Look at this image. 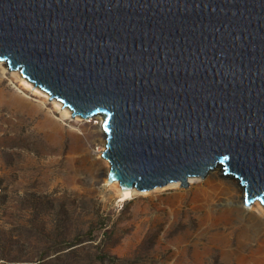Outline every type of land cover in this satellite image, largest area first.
I'll return each instance as SVG.
<instances>
[{"label": "water", "instance_id": "1", "mask_svg": "<svg viewBox=\"0 0 264 264\" xmlns=\"http://www.w3.org/2000/svg\"><path fill=\"white\" fill-rule=\"evenodd\" d=\"M0 61L104 116L122 189L221 164L264 205V0H0Z\"/></svg>", "mask_w": 264, "mask_h": 264}, {"label": "rangeland", "instance_id": "2", "mask_svg": "<svg viewBox=\"0 0 264 264\" xmlns=\"http://www.w3.org/2000/svg\"><path fill=\"white\" fill-rule=\"evenodd\" d=\"M5 70L0 264H264V224H253L239 187L223 192L208 173L123 200L94 151L93 116L65 115Z\"/></svg>", "mask_w": 264, "mask_h": 264}, {"label": "bare ground", "instance_id": "3", "mask_svg": "<svg viewBox=\"0 0 264 264\" xmlns=\"http://www.w3.org/2000/svg\"><path fill=\"white\" fill-rule=\"evenodd\" d=\"M7 63L6 62H2L0 61V69H2L3 71H6L5 69L7 68ZM17 75H19V80L23 83V85H25L27 88H31L34 90V92L36 93H39L41 95H46L47 97H49V93H46V91H42L40 88L36 87L31 81H29L28 79H26L22 73L20 72V70H17L16 71ZM2 76V75H0ZM60 104H58L59 106ZM64 111V114L65 115H71L72 114V110L69 108H65ZM94 120H95V128L94 130L97 131L99 137H94L92 138L91 140L93 142H95L97 144L96 148H95V153L97 154V156L101 159H103L104 163L108 166L107 167V173H106V182L111 184L112 186L115 187V189H117L119 195L121 196V199H129L131 197H133V195L135 193H144L146 190H143L144 192H142L141 190H138L136 187H133V188H130V189H122V187L120 186V183L119 181H109L108 179V172L110 170V162L108 159H106L102 153L103 151L106 149V133H105V130H104V127H103V121H104V116L102 114H97V115H94L92 117ZM92 119V120H93ZM89 121V120H88ZM92 136V133L91 131L89 132V137ZM98 140V141H97ZM208 173H214V175H218L220 177V185L221 187V190H223V192L225 191L226 193H232L235 188H240V192L242 193L241 194V199H242V202L243 204L245 203V189H244V186L241 185V183L239 182L238 179H236L234 176L232 175H229L228 173H225L223 167L221 164H217L215 165L213 168H211ZM215 175V177H216ZM232 179V181L234 182H229V181H226L224 182L223 179ZM193 180V179H191ZM218 181V179H217ZM217 183V182H216ZM219 184V183H218ZM217 184V185H218ZM235 184V186H234ZM170 186V185H169ZM254 206L256 207V210L255 212H251V218L253 219V224L257 227H262L263 224H264V205L259 201H255L254 203ZM248 208V207H247ZM249 209V208H248ZM253 225V226H254Z\"/></svg>", "mask_w": 264, "mask_h": 264}, {"label": "built area", "instance_id": "4", "mask_svg": "<svg viewBox=\"0 0 264 264\" xmlns=\"http://www.w3.org/2000/svg\"><path fill=\"white\" fill-rule=\"evenodd\" d=\"M2 192H3V187L0 186V194H2Z\"/></svg>", "mask_w": 264, "mask_h": 264}]
</instances>
